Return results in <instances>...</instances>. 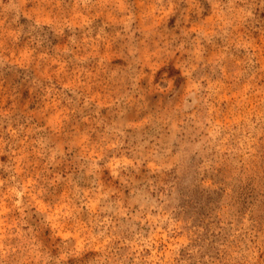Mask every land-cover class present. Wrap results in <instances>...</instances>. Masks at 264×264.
I'll use <instances>...</instances> for the list:
<instances>
[{"label":"rangeland","instance_id":"374dc122","mask_svg":"<svg viewBox=\"0 0 264 264\" xmlns=\"http://www.w3.org/2000/svg\"><path fill=\"white\" fill-rule=\"evenodd\" d=\"M219 3L0 0V264H264V0Z\"/></svg>","mask_w":264,"mask_h":264},{"label":"clouds","instance_id":"9594fccd","mask_svg":"<svg viewBox=\"0 0 264 264\" xmlns=\"http://www.w3.org/2000/svg\"><path fill=\"white\" fill-rule=\"evenodd\" d=\"M209 4H212L217 9H222L225 7H229L226 5H222L219 3V0H208ZM181 5H187V7H181ZM201 0H176V7L178 15L180 16L181 21L186 22V14L191 13L193 11L199 13ZM72 264H83L81 260H74Z\"/></svg>","mask_w":264,"mask_h":264}]
</instances>
